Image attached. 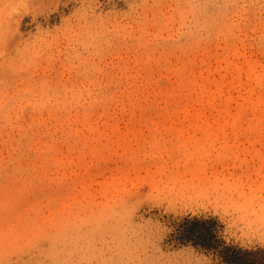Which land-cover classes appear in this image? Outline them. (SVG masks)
<instances>
[{
  "label": "rangeland",
  "instance_id": "obj_1",
  "mask_svg": "<svg viewBox=\"0 0 264 264\" xmlns=\"http://www.w3.org/2000/svg\"><path fill=\"white\" fill-rule=\"evenodd\" d=\"M227 245L264 264V0H0V264Z\"/></svg>",
  "mask_w": 264,
  "mask_h": 264
},
{
  "label": "trees",
  "instance_id": "obj_2",
  "mask_svg": "<svg viewBox=\"0 0 264 264\" xmlns=\"http://www.w3.org/2000/svg\"><path fill=\"white\" fill-rule=\"evenodd\" d=\"M205 220L201 219H188L184 225L183 232L178 236V240L181 242L192 241L196 245L203 246L204 248H217L216 245H211L205 241H200L197 230L195 227L191 226L194 223H206ZM214 237V235H212ZM221 256L224 261L233 264H259L256 263V252L238 249L236 247L225 246L223 250L220 251Z\"/></svg>",
  "mask_w": 264,
  "mask_h": 264
}]
</instances>
